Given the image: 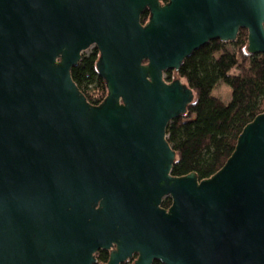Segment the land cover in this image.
Segmentation results:
<instances>
[{"label":"water","instance_id":"water-1","mask_svg":"<svg viewBox=\"0 0 264 264\" xmlns=\"http://www.w3.org/2000/svg\"><path fill=\"white\" fill-rule=\"evenodd\" d=\"M242 28L264 55V0H0V264H264V111L202 179L167 134L195 92L165 73Z\"/></svg>","mask_w":264,"mask_h":264},{"label":"trees","instance_id":"trees-1","mask_svg":"<svg viewBox=\"0 0 264 264\" xmlns=\"http://www.w3.org/2000/svg\"><path fill=\"white\" fill-rule=\"evenodd\" d=\"M148 18L147 10L142 22ZM247 45L248 31L242 28L235 41L211 40L187 56L178 71L166 72L168 80L176 73L195 92L187 110L167 128L176 152L173 175L196 172L202 179L214 174L232 154L244 126L264 111V55L248 52ZM99 56V49L94 47L72 68L73 79L94 105L108 94L107 82L97 70ZM220 82L231 87L228 101L213 93ZM170 204V197H166L163 206ZM97 258L99 263L106 262L109 252L100 250Z\"/></svg>","mask_w":264,"mask_h":264},{"label":"rangeland","instance_id":"rangeland-1","mask_svg":"<svg viewBox=\"0 0 264 264\" xmlns=\"http://www.w3.org/2000/svg\"><path fill=\"white\" fill-rule=\"evenodd\" d=\"M94 45L91 46L90 48H88L87 50L83 51V56H86L88 54H90L92 52V50L94 49ZM166 75V73H165ZM231 87L224 83V82H220L217 87L214 89V94L219 96L220 98H222L225 101H228L231 98Z\"/></svg>","mask_w":264,"mask_h":264},{"label":"flooded vegetation","instance_id":"flooded-vegetation-1","mask_svg":"<svg viewBox=\"0 0 264 264\" xmlns=\"http://www.w3.org/2000/svg\"><path fill=\"white\" fill-rule=\"evenodd\" d=\"M172 76H173V78H175V77H177V74L175 73V74H173ZM106 251L109 252V256H110V251H109V250H106ZM135 258H136V256H135ZM135 258H134V259H135ZM108 259H109V258H108ZM134 259H133V260H129V261L125 262V263L132 264V263L134 262ZM106 262H107V261H106ZM103 263H105V262L99 263L98 258H97V264H103ZM125 263H124V264H125Z\"/></svg>","mask_w":264,"mask_h":264}]
</instances>
